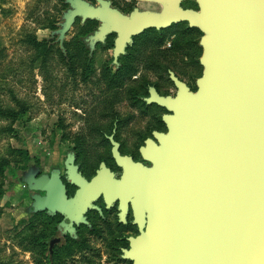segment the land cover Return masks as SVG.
Wrapping results in <instances>:
<instances>
[{
    "label": "rangeland",
    "instance_id": "obj_1",
    "mask_svg": "<svg viewBox=\"0 0 264 264\" xmlns=\"http://www.w3.org/2000/svg\"><path fill=\"white\" fill-rule=\"evenodd\" d=\"M169 4L0 0V107L26 111L19 122L0 117V264H135L150 211L137 217L80 181L105 169L120 177L115 150L155 167L143 156L147 140L160 145L180 85L201 76L188 21L130 26L164 17ZM59 174L66 201L54 206L30 181ZM78 203L89 213L76 216Z\"/></svg>",
    "mask_w": 264,
    "mask_h": 264
},
{
    "label": "water",
    "instance_id": "obj_2",
    "mask_svg": "<svg viewBox=\"0 0 264 264\" xmlns=\"http://www.w3.org/2000/svg\"><path fill=\"white\" fill-rule=\"evenodd\" d=\"M184 19L195 22L196 15L174 5L167 17H144L131 27L142 31ZM201 84L202 91L189 95L182 113L180 100L169 104L184 123L169 120L170 134L159 136L162 146L147 140L144 156L156 164L154 168L144 170L142 163L115 150L126 171L122 180L105 169L91 183L80 181L85 190H106L108 201L127 192L128 197H135V204H153L147 231L133 241L135 264H264V247L250 251V244L258 245L260 240L234 232L230 218L222 224V191L227 184L234 125L212 75ZM247 155V140L243 149L238 135L236 160L245 162ZM255 236L262 240L259 233Z\"/></svg>",
    "mask_w": 264,
    "mask_h": 264
},
{
    "label": "flooded vegetation",
    "instance_id": "obj_3",
    "mask_svg": "<svg viewBox=\"0 0 264 264\" xmlns=\"http://www.w3.org/2000/svg\"><path fill=\"white\" fill-rule=\"evenodd\" d=\"M167 1L171 4L164 17H167L174 5L179 11H188L196 15L195 22L190 19L173 20L168 27L175 22L188 21L197 36L195 46L201 54L195 64L201 76L193 85L187 87L181 84V92L172 102L180 100L178 108L182 113L189 95H199L202 91L201 81L208 74L212 75L214 85L220 89L222 99L230 108V122L234 125L227 184L222 191L223 203L220 210L222 224L229 218L232 219L234 232H244L246 237L254 236V240H260L258 245L250 244V251L255 248L262 249L264 247V0ZM174 112V115L167 118L169 134L171 118H177L179 123H184L176 116L175 110ZM238 135L241 137L243 149L245 140L248 143L245 162L236 160ZM155 144L157 147L162 146V143L159 145L155 142ZM124 155H129L135 162L142 163L144 170L154 168L147 167L148 162L138 161L133 154ZM116 164V173L122 175L116 178L112 176L116 180H122L126 171L119 165L117 158ZM100 193H102L100 197H103L106 203L116 204V207L122 210H132L137 217L143 216L145 211H150V223L153 204H135V197H128L127 192H120L112 201L107 200L106 190L103 189ZM89 211L87 209L85 214ZM215 225L217 226L216 223ZM256 233L260 234L262 240L255 236ZM44 247L48 246L44 245ZM55 254L56 250L52 251V256ZM255 255L258 256L259 253Z\"/></svg>",
    "mask_w": 264,
    "mask_h": 264
},
{
    "label": "crops",
    "instance_id": "obj_4",
    "mask_svg": "<svg viewBox=\"0 0 264 264\" xmlns=\"http://www.w3.org/2000/svg\"><path fill=\"white\" fill-rule=\"evenodd\" d=\"M35 182H40L43 183V187L49 192V196L52 200L50 202L52 205L55 206V204L61 205L66 201V188L67 185L63 182V179L61 178L60 174L56 178H47L46 181H42V178H34L31 179L30 183H35ZM82 207L85 208L84 211H82ZM88 206L86 203H78L74 205V214L80 215V214H85L87 211Z\"/></svg>",
    "mask_w": 264,
    "mask_h": 264
},
{
    "label": "trees",
    "instance_id": "obj_5",
    "mask_svg": "<svg viewBox=\"0 0 264 264\" xmlns=\"http://www.w3.org/2000/svg\"><path fill=\"white\" fill-rule=\"evenodd\" d=\"M50 41V40H49ZM48 40L43 41V42H37V39L35 38L33 40L34 45H40L42 43H48ZM26 114L25 109L20 108L17 110H13L10 108H2L0 107V117L1 118H5L6 120L9 119L12 122H19L22 121L24 116ZM14 131V130H13ZM7 167V162L0 160V172H3ZM3 190L0 188V192H2Z\"/></svg>",
    "mask_w": 264,
    "mask_h": 264
}]
</instances>
